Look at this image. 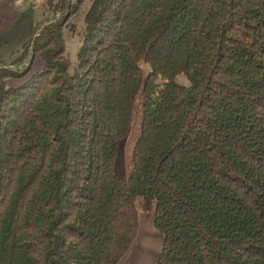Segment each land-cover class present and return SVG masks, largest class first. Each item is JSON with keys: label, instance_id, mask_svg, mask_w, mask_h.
Instances as JSON below:
<instances>
[{"label": "trees", "instance_id": "obj_1", "mask_svg": "<svg viewBox=\"0 0 264 264\" xmlns=\"http://www.w3.org/2000/svg\"><path fill=\"white\" fill-rule=\"evenodd\" d=\"M86 1L0 70V264H118L140 212L155 264H264V0H89L72 61Z\"/></svg>", "mask_w": 264, "mask_h": 264}, {"label": "rangeland", "instance_id": "obj_2", "mask_svg": "<svg viewBox=\"0 0 264 264\" xmlns=\"http://www.w3.org/2000/svg\"><path fill=\"white\" fill-rule=\"evenodd\" d=\"M88 4L89 0L80 7L78 14L70 19V25H72L74 30L67 29L64 31L66 52L72 61H74L75 52L80 45L78 31L81 26L83 11ZM54 5H50V0H35L31 5L24 6L15 11V18H13L11 25L9 19L8 22L4 21L2 23V26H7L0 28L3 32V36L0 37V70L7 67H15L16 65L13 66L12 63L15 59L21 57L28 43L38 36V33L43 30L44 26L50 24L52 18L57 19L60 16L56 12ZM33 58H36L35 70L42 69L43 62L40 60L39 55H33V50L29 49L25 61L32 60ZM26 63L25 65H27ZM24 81H26V78L10 79L8 85L10 87H16ZM141 116V106L136 102L131 127L127 136L120 142L117 151L113 172L119 178H126L130 172L133 149L140 134ZM140 203L141 201L138 199L136 201L138 208ZM144 215L151 217L152 212H147Z\"/></svg>", "mask_w": 264, "mask_h": 264}, {"label": "crops", "instance_id": "obj_3", "mask_svg": "<svg viewBox=\"0 0 264 264\" xmlns=\"http://www.w3.org/2000/svg\"><path fill=\"white\" fill-rule=\"evenodd\" d=\"M35 0H0V28L4 21L15 18V11L29 6ZM3 36L0 30V37ZM143 214V215H142ZM162 236L157 232L149 215L139 214L138 231L134 243L118 264H155L162 246Z\"/></svg>", "mask_w": 264, "mask_h": 264}]
</instances>
